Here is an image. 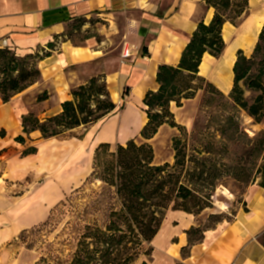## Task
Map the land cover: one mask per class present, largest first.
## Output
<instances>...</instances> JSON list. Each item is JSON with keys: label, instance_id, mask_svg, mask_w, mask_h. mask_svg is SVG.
Instances as JSON below:
<instances>
[{"label": "trees", "instance_id": "1", "mask_svg": "<svg viewBox=\"0 0 264 264\" xmlns=\"http://www.w3.org/2000/svg\"><path fill=\"white\" fill-rule=\"evenodd\" d=\"M230 1H209L215 14L210 24H205L204 20L198 22L190 42L182 51L179 64L159 65L157 81L160 87L155 92H147L144 97L147 121L143 125L141 137L145 141L138 143L135 139H130L126 144H116L114 150L112 144L101 143L95 150L93 167L98 168L96 173H100L103 182L114 189L109 210L103 214V223L96 220L85 221L88 211L81 212L79 215L82 216L77 217L69 232V253L66 254L63 249L60 254L48 250L36 264H134L153 249L149 247L147 250L146 245H151V241L161 230L167 212L175 209L187 213H193L194 209L203 210L211 203L218 185L216 181L220 177L249 184L261 180L259 185L264 186V130L254 133L250 138L252 146L247 152L253 166L260 159L254 172L241 166L243 157L236 165L224 164L225 169L221 170L217 166V158L214 157L217 149L212 142L201 149L193 148L194 154L189 157L187 145L182 144L179 138H174L173 164H157L153 146L148 141L157 135L163 124L178 126L175 113L170 108L171 102L175 101L181 106L183 100L193 98L202 88L201 85L194 86L196 81L205 83L209 88L207 103H217L220 96L232 108L244 109L256 124L264 122V27L251 57L240 50L234 65L235 86L228 96L199 74V65L206 53L214 56L223 54L225 41L222 30L225 22L237 23L227 13ZM240 8L236 12L237 18L247 11V0ZM28 57L17 56L10 47H0V95L3 102H9L12 97L41 79L39 61L44 57L38 58V64L31 63ZM243 80H247L249 90L257 94L251 103L241 85ZM71 95V99L62 103L61 112L53 116L40 119L31 111L23 115V132L31 135L34 131H39L43 138H53L75 128H88L87 126L112 115L118 108L117 103L111 99L105 75L93 76L73 88ZM45 97L47 94L41 95L38 101ZM123 108L124 105L119 107ZM228 124L229 128L223 131L226 133L229 129L233 130L231 138L238 132L246 134L234 115H229ZM6 135V130L2 128L0 137ZM16 140L25 143L23 135L17 136ZM37 152L38 147L31 146L22 155L28 156ZM223 152L230 154L227 146H224ZM102 205L104 202L97 199L94 203L86 204L85 209H98ZM51 220L52 218L40 227H32L31 230L20 233L27 241L28 248H32L34 244V241L31 242L32 236L50 225ZM198 230L199 228L190 230V242H193V231ZM259 238L264 244V231ZM142 264L150 263L144 260Z\"/></svg>", "mask_w": 264, "mask_h": 264}, {"label": "crops", "instance_id": "2", "mask_svg": "<svg viewBox=\"0 0 264 264\" xmlns=\"http://www.w3.org/2000/svg\"><path fill=\"white\" fill-rule=\"evenodd\" d=\"M247 7L237 23L225 22L223 54L206 53L199 65V74L226 96L235 86L234 65L240 50L251 57L264 27V0H247ZM112 13L128 14L137 28L132 45L123 50L129 55L122 53L119 92L126 101L122 98L123 109L117 108L118 112L84 129V146L75 153L73 161L94 152L101 143L126 144L130 139L141 137L147 113L138 110V106L144 104L147 92L159 89V65L177 66L198 22L204 20L210 24L215 9L211 6L201 9L199 0H0V44L5 41L22 55L32 53L53 35L64 32L73 20ZM61 50L39 61L42 74L39 82L9 102H3L0 96V128L9 129L8 122L13 123V128L16 119L26 115L30 106H38L42 119L61 112L62 103L72 98V88L88 80L76 81L69 68L96 61L100 51L68 45ZM44 89L47 97L38 101L39 94L46 92ZM170 108L175 113L173 102ZM253 129L264 130V122H253ZM33 133L41 135L39 131ZM7 135L0 137V149ZM42 145L37 146L36 154L24 158H42ZM86 146H90L89 150ZM248 194L246 205L238 209L231 222L205 231L198 241H189L190 230L197 228L193 214L178 209L167 212L161 230L151 241L153 252L149 263L264 264V244L259 238L264 231V186ZM39 195L43 196L39 193L35 197L40 198Z\"/></svg>", "mask_w": 264, "mask_h": 264}, {"label": "rangeland", "instance_id": "3", "mask_svg": "<svg viewBox=\"0 0 264 264\" xmlns=\"http://www.w3.org/2000/svg\"><path fill=\"white\" fill-rule=\"evenodd\" d=\"M209 1L222 2V0H199L201 9L209 7ZM245 1H230L227 10L229 18L235 22L240 20L242 16L237 18L236 12L241 9ZM130 19L131 17L126 13H112L109 16L94 14L69 22L64 32L53 35L52 39L43 43L44 46L39 45L32 53L22 55L14 47L10 48L17 56L27 55L28 60L36 64L38 58L53 52H61V49L67 45L74 48L84 47L91 51L99 50L100 52L96 54L99 58L96 61L72 66L69 68V73L81 83L93 76L105 75L111 99L115 100L119 108L124 102L123 99L126 101L125 97H120L119 92L122 88L120 76L122 53L126 46L132 45L137 30ZM246 82L247 80H243L241 85L247 100L251 103L257 94L249 90ZM198 85L202 86L200 91L196 92L193 98L183 100L181 106L173 101V111L178 126L165 124L157 135L148 140L154 149L155 163L173 164L174 138H179L182 144L187 145L189 157L194 154L193 148L201 149L212 142L217 149L214 157L217 158V166L221 170L225 169L224 164L236 165L243 157L241 166L254 172L260 159L257 165L253 166L247 151L252 146L250 138L260 130L253 129L252 117L244 109L232 108L230 103L220 96L217 103H207L209 88L205 83L196 81L194 86ZM44 90L46 92H41L38 97L47 94V90ZM115 92L118 94L117 97ZM29 109V112H34L40 117L41 111L38 106L34 108L30 106ZM138 110H144L143 102L138 106ZM116 111L118 112L117 109ZM230 114L236 117L246 134L238 132L231 138L233 130L229 129L224 133L223 130L230 126L228 124ZM12 124L8 122L10 128ZM10 128H4L9 134L7 133V138L2 140L4 147L0 149V264H36V261L48 250L60 254L63 249L68 254L69 232L77 217L82 216L79 214L88 211L85 221L96 220L102 224L105 218L103 214L105 211L108 212L114 193V189L103 182L100 173H96L99 171L98 168L93 167L96 149L73 161L75 153L77 154L84 146L82 138L84 127L47 139H43L42 134L37 133L26 135L23 132L21 118H17L13 128ZM20 135L25 137L24 144L16 140ZM135 139L138 143L145 141L140 136ZM42 143L40 155L42 158L36 160L24 158L25 156L22 155L24 150L31 146H40ZM90 146L86 148L89 150ZM224 146L228 147L230 154L223 152ZM115 147L116 144H112V150ZM260 181L249 184L227 177L217 179L218 185L211 203L203 210L194 209L193 213L189 212L195 216L196 226L199 228L198 231H193L192 240L198 241L203 238L205 231L216 228L219 224L231 222L238 209L244 206L249 196L248 192L260 186ZM39 193L43 196L39 195L40 198H36ZM97 199L104 202L102 207L85 209L86 204L94 203ZM50 218H52L50 225L32 236L31 242L34 241V244L32 248H28L27 241L20 233L23 230H31L32 227H40ZM149 247L152 248V244L146 245L147 250ZM152 250H149V254L142 255L134 264H142L144 260L149 263Z\"/></svg>", "mask_w": 264, "mask_h": 264}, {"label": "built area", "instance_id": "4", "mask_svg": "<svg viewBox=\"0 0 264 264\" xmlns=\"http://www.w3.org/2000/svg\"><path fill=\"white\" fill-rule=\"evenodd\" d=\"M0 47H8V46H7L6 42L4 41L2 44H0ZM127 55H129V53H128V51H125L123 53V56H127Z\"/></svg>", "mask_w": 264, "mask_h": 264}]
</instances>
